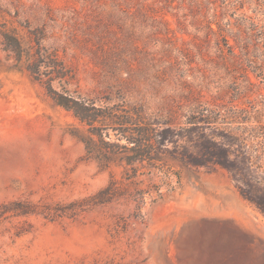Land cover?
Masks as SVG:
<instances>
[{"label": "rangeland", "instance_id": "rangeland-1", "mask_svg": "<svg viewBox=\"0 0 264 264\" xmlns=\"http://www.w3.org/2000/svg\"><path fill=\"white\" fill-rule=\"evenodd\" d=\"M118 2L0 0V7L14 16L19 8L16 16L25 25L34 3L50 5L56 25L45 43L59 48L74 72L72 86L96 93L127 79L131 85L122 86L141 89L151 106L171 102L183 84L202 88L210 99L206 86L228 83L223 69L211 73L219 51L217 37L206 34L209 20L241 23L244 32L232 31L250 49L249 28L264 24V0ZM112 13L122 15L132 33L108 43L111 50L88 49L85 40L93 37L87 25L114 22ZM115 27L110 24L120 35ZM24 30L22 45L29 50ZM105 36L113 40L109 32ZM24 66L0 35V204L22 199L54 214L56 203L87 198L111 181L117 195L75 214L63 209L53 219L6 214L0 219V264H264V216L239 195L226 171L184 168L139 175L131 183L122 166L86 155L74 135L78 121ZM256 89L264 97V82ZM141 189L149 193L139 211L133 194Z\"/></svg>", "mask_w": 264, "mask_h": 264}, {"label": "trees", "instance_id": "trees-1", "mask_svg": "<svg viewBox=\"0 0 264 264\" xmlns=\"http://www.w3.org/2000/svg\"><path fill=\"white\" fill-rule=\"evenodd\" d=\"M118 1L111 0L113 6ZM34 6L33 19L23 20L25 25L17 18L19 8H15L17 16H14L9 9L0 7L2 42L18 61L24 58V68L29 74L42 84L57 105L70 111L78 121L74 135L82 142L88 157L106 166H122L131 183L139 175L154 172L178 174L181 169L192 167L208 171L223 169L239 195L264 216V97L258 89L253 90L264 82V24L255 23L249 28L247 36L253 45L250 49L246 41L239 44L232 31L234 26L238 32H244L241 23L231 26L229 21L220 22L222 18L209 20L206 34L217 37L219 51L211 73L216 76L217 70L223 69L230 79L228 83L224 87L206 86L205 91L212 94L210 99L203 97L202 88L183 84L172 93L175 99L171 102L151 106L147 98H142L141 89L122 86L131 85L127 79L122 85L108 86L96 93H82L77 85L72 86L74 72L62 59L59 48L45 43L56 25L52 8L48 4L40 7L34 3ZM227 6L229 3L224 7ZM128 15L125 12L124 16ZM111 16L114 22L97 19L87 25L93 37L85 40L91 43L86 46L88 49L99 47L100 50L108 43L118 44L125 40L122 37L125 32L127 36L132 33V25L125 26L122 15ZM240 18H246L245 14L241 13ZM112 23L120 35L110 29ZM21 29H25L29 50L22 45ZM108 32L113 35L112 41L105 36ZM231 37L234 43H230ZM106 48L111 50V46ZM116 192L115 182L111 181L87 198L56 203L54 214L27 200L9 201L0 204V219L8 213L41 214L53 219L63 215V209H72L75 214L77 210L111 200ZM147 193L148 190L141 189L133 194L136 210H141Z\"/></svg>", "mask_w": 264, "mask_h": 264}]
</instances>
